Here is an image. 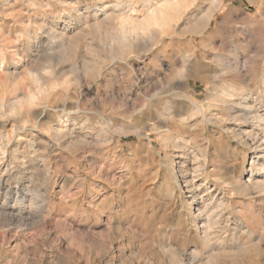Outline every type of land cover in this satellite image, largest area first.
Here are the masks:
<instances>
[{
    "label": "rangeland",
    "instance_id": "rangeland-1",
    "mask_svg": "<svg viewBox=\"0 0 264 264\" xmlns=\"http://www.w3.org/2000/svg\"><path fill=\"white\" fill-rule=\"evenodd\" d=\"M214 2L0 0V264H264V0Z\"/></svg>",
    "mask_w": 264,
    "mask_h": 264
},
{
    "label": "bare ground",
    "instance_id": "bare-ground-1",
    "mask_svg": "<svg viewBox=\"0 0 264 264\" xmlns=\"http://www.w3.org/2000/svg\"><path fill=\"white\" fill-rule=\"evenodd\" d=\"M222 1L223 0H215V2L214 3H212L213 5H212V7H211V9H210V11H209V15L207 16V18H206V21H207V24L208 23H210V19H211V16L213 15V13L215 12V11H219L220 10V8H221V6H222ZM147 2V1H146ZM149 5V4H148ZM152 5V4H151ZM164 5V4H163ZM150 7V6H149ZM164 8H165V10H172V11H178L179 12V5H177V4H175V3H170V2H168L167 4H165L164 6H163ZM182 7V6H181ZM162 8V7H161ZM183 8V7H182ZM185 8V7H184ZM210 8V7H209ZM163 8L162 9H154V10H152L151 12H150V14H149V16H148V19L145 21V23L142 25V26H137L136 24H134V23H132V25L133 26H123V27H121V25H120V27H121V30L119 31L120 32V35H119V38H120V40H121V42H127V40H128V38H130V36H134V35H137L139 32H150L151 33V31H152V33L154 32V29L156 28V29H159V30H163L164 28H165V26H167L168 24V19L165 17V13L163 12ZM168 12V11H167ZM171 12V11H170ZM208 13V12H207ZM169 14V13H168ZM175 14V13H174ZM170 15V14H169ZM177 15V14H176ZM205 15V14H204ZM199 19H201V18H199ZM202 19H204V16H203V18ZM127 22V21H126ZM196 22V21H195ZM122 24H124L125 25V23H122ZM127 24H129L128 22L126 23V25ZM206 24V23H205ZM141 25V24H140ZM203 25V24H202ZM197 26V25H196ZM169 28V27H168ZM189 28V27H188ZM187 28V29H188ZM153 29V30H152ZM194 29V28H193ZM161 33H162V31H160ZM192 32V28L191 29H189L186 33H191ZM189 35V34H188ZM58 36V35H57ZM61 36V35H60ZM54 37V36H53ZM58 38H59V36H58ZM62 38V37H61ZM133 38V37H132ZM138 38V37H137ZM56 39V38H55ZM53 40V39H52ZM57 40V39H56ZM55 40V41H56ZM61 40V39H60ZM54 41V42H55ZM57 42V41H56ZM58 43V42H57ZM62 43V42H61ZM55 44V43H54ZM57 46V45H56ZM69 51V50H68ZM55 52V51H54ZM59 54V53H58ZM64 54V53H63ZM75 54H77V53H75ZM66 55V54H65ZM46 57V56H45ZM46 60V59H45ZM50 65V64H49ZM75 69V68H74ZM29 74V73H28ZM31 76V75H30ZM32 80H33V83L38 87V89L41 87V85H40V79L37 77V76H34V75H32ZM43 81V80H42ZM64 83V82H63ZM55 84V83H54ZM43 85V84H42ZM44 87V86H43ZM40 90H41V88H40ZM43 90V89H42ZM230 90V89H229ZM229 90H227V91H225L224 93L221 91L220 93L222 94V95H220L221 97L219 98L218 96V98L219 99H217V102L219 101V103L221 102L222 103V101H225V103H226V101H231V100H229V99H234V98H231L233 95L231 94L232 93V91L230 92ZM45 92V91H44ZM54 95V94H53ZM66 95V94H65ZM215 96H216V94H215ZM214 96V97H215ZM216 97V98H217ZM27 99V98H26ZM235 99H237V98H235ZM28 100L29 101H33L34 100V95L33 94H30L29 96H28ZM27 100V101H28ZM242 100V99H241ZM244 100V99H243ZM215 101V103L217 104V102H216V100H214ZM233 101V100H232ZM11 102V101H10ZM24 102H26V100H24ZM30 103V102H29ZM214 103V102H213ZM231 103V102H230ZM245 104H246V102H244ZM227 104V103H226ZM234 104L235 103H231V105H232V107H231V110H233V113H235L236 111L234 110ZM15 105V101L13 102H11V107H13ZM238 105H239V103H238ZM60 107V106H59ZM239 107V111H242L243 112V108L241 107L240 108V106H238ZM16 108V107H15ZM195 108L196 109H198L199 111H201L202 112V110H201V108L199 107V105H196L195 106ZM19 109V108H18ZM61 109V108H60ZM245 110H246V112H247V116L245 115V118H236V120H242V122L243 121H247L249 118H252L253 119V121L255 122V123H257L258 125V127H261L260 125H261V123H262V118H261V115H258V113H256L255 114V112H254V110L252 109V106L249 108V107H245ZM58 111V110H57ZM21 112V111H20ZM169 112V111H168ZM245 112V113H246ZM240 117H242V116H240ZM244 117V116H243ZM244 119V120H243ZM252 121V122H253ZM25 122V121H24ZM209 122V121H208ZM68 123V122H67ZM241 123V122H240ZM60 126V125H59ZM155 129L158 131L160 128H158V126H156L155 127ZM252 129V128H251ZM229 130V129H228ZM58 131V130H57ZM66 131V130H65ZM14 132V131H13ZM55 133V132H54ZM59 133V132H58ZM159 134H160V137L161 138H163L164 136H162V131L161 132H159ZM54 136V135H53ZM237 136V135H236ZM159 137V138H160ZM250 138H252V140H254L253 139V134H250V136H249ZM66 139V138H65ZM165 139H167L168 141H170L171 143H172V146L174 147V148H180V146H179V144L176 142V141H174V140H172L170 137H164V139L163 140H165ZM236 139L239 141V142H241V143H243L244 141L242 140V138L240 137V134H238V136L236 137ZM244 145V144H243ZM257 146V145H256ZM257 149H259V148H257ZM260 150H262V149H260ZM180 151V150H179ZM257 151V150H256ZM261 157V156H260ZM264 160V159H263ZM264 168V167H263ZM261 177V174H257V175H254V174H252V172L250 173V178L248 179L249 181L247 182V183H244V182H240V184H239V186H238V188H237V190H246V189H248V188H254V187H257L258 189H259V192H264V181L262 180V181H257V182H255V181H252L251 179H254V178H260ZM235 184V186L237 185L236 184V182L235 183H233V185ZM190 192V191H189ZM208 192V191H207ZM264 194V193H263ZM197 196V195H196ZM214 197H215V195H214ZM192 199V198H191ZM193 200V199H192ZM194 200H195V198H194ZM220 207V206H219ZM204 209V208H203ZM24 210V209H23ZM201 210V209H200ZM210 210V209H209ZM213 210H216V209H213ZM202 211V210H201ZM201 211H199V212H201ZM204 211V210H203ZM202 211V213H204ZM208 212V211H207ZM206 212V210H205V214L207 213ZM204 214V215H205ZM203 214H202V219H201V222H200V224L201 225H196L197 227H195L196 228V230H203L204 232L205 231H207V225H208V227H210L209 226V223L207 224V222H209V221H211V220H209V219H213V213H208L207 215H205L204 216ZM220 217V216H219ZM217 218V216L215 217V219ZM213 221H214V219H213ZM214 224V223H213ZM211 225V224H210ZM202 233V232H201ZM207 234H209V233H207ZM207 236H209V235H207ZM205 237V236H204Z\"/></svg>",
    "mask_w": 264,
    "mask_h": 264
}]
</instances>
